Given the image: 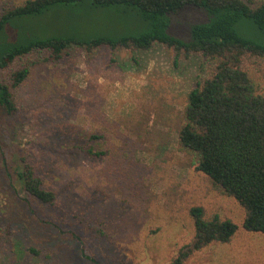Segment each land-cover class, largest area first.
<instances>
[{
	"label": "rangeland",
	"instance_id": "rangeland-1",
	"mask_svg": "<svg viewBox=\"0 0 264 264\" xmlns=\"http://www.w3.org/2000/svg\"><path fill=\"white\" fill-rule=\"evenodd\" d=\"M26 1L0 0V15ZM244 1L254 8L264 2ZM211 18L189 6L164 19L167 33L187 41L193 26ZM237 28L260 34L247 19ZM150 29L136 9L59 4L13 19L0 34V55L33 38H118ZM176 55L163 44L76 46L59 59L34 52L0 72L12 83L14 71L31 65L27 80L12 89L15 114L0 109V264H172L194 241L193 207L239 229L230 242H214L184 264H264V233L244 229L245 209L180 144L188 94L213 75L217 60L182 52L175 64ZM243 67L264 87V58L246 54ZM21 160L57 193L55 203L14 188Z\"/></svg>",
	"mask_w": 264,
	"mask_h": 264
},
{
	"label": "trees",
	"instance_id": "trees-1",
	"mask_svg": "<svg viewBox=\"0 0 264 264\" xmlns=\"http://www.w3.org/2000/svg\"><path fill=\"white\" fill-rule=\"evenodd\" d=\"M84 1L27 0L2 12L0 34L15 18L38 16L55 5H78ZM90 3L100 8L136 9L151 23V29L118 38H33L0 55V72L34 52L51 51L59 59L76 46L88 51L105 46L150 50L155 44H163L176 51L175 64L182 52L201 53L217 60L213 75L198 82L188 94L185 122L180 130L181 148L193 156L198 170L245 209L244 229L264 233V87L243 67L246 54L264 58V2L255 8L244 0H90ZM189 6L206 9L212 18L193 26L190 39L185 41L167 33L164 18ZM246 19L260 32L257 38L238 30L237 26ZM30 72L28 64L12 73V83L0 79V109L5 115L13 116L17 111L12 89L21 86ZM88 152L93 154L92 149ZM24 161L16 165L14 188L24 191L29 200L55 203L57 193L46 188L34 166ZM190 213L195 222L194 241L181 250L172 264H184L193 253L214 242H230L239 229L232 220H222L218 215L206 218L202 207H193Z\"/></svg>",
	"mask_w": 264,
	"mask_h": 264
}]
</instances>
